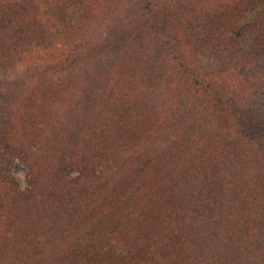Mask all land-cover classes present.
Masks as SVG:
<instances>
[{"label":"trees","instance_id":"obj_1","mask_svg":"<svg viewBox=\"0 0 264 264\" xmlns=\"http://www.w3.org/2000/svg\"><path fill=\"white\" fill-rule=\"evenodd\" d=\"M17 70L0 264H264V0H0Z\"/></svg>","mask_w":264,"mask_h":264},{"label":"rangeland","instance_id":"obj_2","mask_svg":"<svg viewBox=\"0 0 264 264\" xmlns=\"http://www.w3.org/2000/svg\"><path fill=\"white\" fill-rule=\"evenodd\" d=\"M21 72H22V70L21 71L17 70V71L11 72V73L10 72L5 73V72L0 71V81L11 80L14 78V76L16 74H19ZM14 175L16 176V178L18 179V181L21 183V185L23 187H25L27 185V183H26V168L23 164H21L19 162L16 164V167L14 169Z\"/></svg>","mask_w":264,"mask_h":264}]
</instances>
